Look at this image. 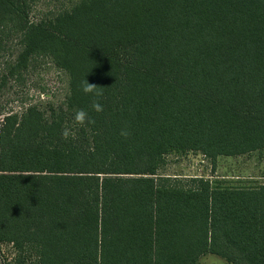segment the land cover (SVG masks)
Segmentation results:
<instances>
[{"label": "trees", "instance_id": "1", "mask_svg": "<svg viewBox=\"0 0 264 264\" xmlns=\"http://www.w3.org/2000/svg\"><path fill=\"white\" fill-rule=\"evenodd\" d=\"M38 1L0 0V50L20 47L7 76L46 57L69 92L0 125V252L11 245L15 264H264V184L159 175L172 154L216 164L264 151V0H79L33 21ZM77 109L95 124H76Z\"/></svg>", "mask_w": 264, "mask_h": 264}, {"label": "rangeland", "instance_id": "2", "mask_svg": "<svg viewBox=\"0 0 264 264\" xmlns=\"http://www.w3.org/2000/svg\"><path fill=\"white\" fill-rule=\"evenodd\" d=\"M79 0H39L33 7L32 20L49 13H57L75 5ZM20 47L7 42L0 50V125L10 113L22 115L30 106L45 107L49 103L62 104L69 92L68 75L58 69L51 59L39 57L32 61L21 77H8L7 65L12 63ZM6 78V79H4ZM159 175L173 178L204 177L217 186L259 187L264 184V151L238 157H220L216 164L200 153L172 154L166 157ZM16 252L4 245L0 264H15ZM198 264H228L215 255L202 257Z\"/></svg>", "mask_w": 264, "mask_h": 264}, {"label": "clouds", "instance_id": "3", "mask_svg": "<svg viewBox=\"0 0 264 264\" xmlns=\"http://www.w3.org/2000/svg\"><path fill=\"white\" fill-rule=\"evenodd\" d=\"M81 90L85 95H91L94 97L91 105L92 109L97 113L103 112L104 109L100 103V98L103 96L102 87L97 86L94 83H90L87 79H85L81 83ZM74 121L82 127L88 124H95V120L90 118L88 112L84 109L75 110ZM120 134L126 138L129 135V132L126 129H122ZM61 135L63 139L68 140L70 137L74 138L75 134L68 127H65L62 129Z\"/></svg>", "mask_w": 264, "mask_h": 264}]
</instances>
